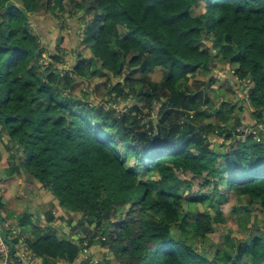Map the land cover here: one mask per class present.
<instances>
[{"label":"trees","instance_id":"1","mask_svg":"<svg viewBox=\"0 0 264 264\" xmlns=\"http://www.w3.org/2000/svg\"><path fill=\"white\" fill-rule=\"evenodd\" d=\"M39 1L0 0V138L13 151L9 174L53 199L32 213L43 222L31 227L35 239H25L21 226L30 220H6L0 191V227L12 254L42 264H74L84 249L108 252L117 264H264V232L252 230L257 223L246 212L252 233L239 241L226 233L229 256L196 247L224 226L226 208L239 209L227 204L231 197L264 214V0H45L40 8ZM57 10L70 17L68 51L44 36L59 29L64 37ZM45 53L50 62H42ZM218 62L235 93L246 84L247 100L219 102V124L200 125L212 101L198 80L215 81ZM156 68L161 83L148 78ZM191 79L197 93L178 89ZM77 84L82 97L74 95ZM119 96L132 98L126 111L101 104ZM229 120L253 126L260 140L250 134L214 151V137L233 139L222 126ZM139 170L151 175L141 180ZM187 171L190 180L176 175Z\"/></svg>","mask_w":264,"mask_h":264},{"label":"rangeland","instance_id":"2","mask_svg":"<svg viewBox=\"0 0 264 264\" xmlns=\"http://www.w3.org/2000/svg\"><path fill=\"white\" fill-rule=\"evenodd\" d=\"M77 2H78V0H72V1L65 0V3L66 4L70 3L71 6H75ZM42 3H45V0L39 1L37 3L39 8H40V5H42ZM67 10H68V8H67ZM201 10L202 9H197L194 11V13L200 12ZM77 14H80L79 11H77L76 14H74L73 19L77 18ZM45 15H47V14H44V16ZM58 16H59V19H62V18L64 19V23H63L64 25H66L68 23V21L70 20L69 16L63 15V13L59 10H57V16L55 17L56 20H57ZM39 18H41V17H39ZM81 20H82V18L80 16L81 25H87L86 24V23H88L87 18L85 20L84 19L82 21ZM43 26H45V25L43 24ZM50 30H52V31H50ZM57 31H59V29H48L47 31H44V36L48 37V40L51 41L52 44L55 43L56 41L57 42L59 41L60 42V48H59L60 51L64 50V49H65V51H68L67 49L70 45V43L68 45V41H69L68 32H70L71 29L69 28L68 25H66L65 28H62L64 37H62L61 35H57ZM118 31H121L120 27H118ZM121 34H122V31L120 32V35ZM81 49H82V52H85L86 56H90L91 52L85 45L84 46L82 45ZM50 61H51V56L48 55L47 53H45L44 58L42 59V62H50ZM217 64L221 65V66H219V70H218L219 72L217 74L211 76L215 81H212V83L209 84V82L207 80L208 78L206 76H201V77H199V80H198L199 81L198 86L200 87V89L205 90L208 98L210 99V101H212V103H211L212 108H207L206 106H204V107H206L207 111H206L205 115L199 117L198 121H199L200 125H206L207 126L208 125L207 123H211L214 125L219 124V120L217 119V117L215 115V111H214L215 109H217L219 107V104H220L219 102L231 101L234 104L239 103V105H240L241 104L240 101L247 100V96H245L244 91L241 90L242 86H243V88H246V84H242L240 86L241 87L240 90H237L238 93H235L232 90V86L229 85L228 81L224 80L225 76H226V74L224 75V73H226L228 71L227 66L225 65L224 62H218ZM63 66H64V64L60 65L59 67L63 68ZM233 67H235V65H232V68ZM162 72L163 71L160 70V68H156L153 72H151L148 75V78L153 82H160L161 83V81L165 78V76ZM138 73L139 74H136V77H139L141 74L140 72H138ZM98 80L99 79L94 80V81H98ZM194 81H196V80L191 79V80H188L186 82H181L180 84H178V89L184 88L185 86H189L191 93H194V92L197 93L198 91L196 90L197 88H196V84L194 83ZM246 81H248V80H246ZM99 82L101 84H103L106 82V80H100ZM92 84L95 86V83H92ZM93 85H91V88H93ZM102 87H103V89H105V86H102ZM91 88H89V90H91ZM85 92H86V90H85L84 85H82V84L76 85V88L74 90L75 96L82 97L87 93V92L86 93ZM88 97H89V95H88ZM102 99H103L102 97H99V100H102ZM131 100H132V98L130 96L127 98H123L122 96H119L116 101H112V102L102 101L101 104H105V105L109 104V106H111L112 108H115L116 110L126 111L125 110L126 108L125 109L124 108L121 109V108L124 105H126L128 101H131ZM203 101H204V99H203ZM140 105H143V104L140 103ZM154 108L156 110V106ZM157 108H158V106H157ZM156 112L144 109L142 111V114L147 115V116L156 117L157 116ZM238 114H239V112L235 111V113H233V115H234L233 117H236V115H238ZM188 115L192 116V115H194V112L190 111V112H188ZM227 123L229 126H226L224 123L222 126L226 127V128L229 127V129L232 131L233 139L229 140V138H227V136L225 134L220 136L219 138L214 137V140L219 143V144H216L215 147L213 146L214 151L217 150L218 153L223 152V151H227V149L234 147L235 142H238L240 140H242L241 142H243V140L248 138V136L250 134L255 135V139L257 141L260 140V136L257 134L259 132V130L256 131V134H254L253 133V131H254L253 126L247 125V124H245V122H241V125L237 126L238 122L233 121V120H229ZM255 123L253 125H256ZM236 126H237V128H239L238 130L240 131V133H242V135H244V136L240 135L239 133L235 135L234 129ZM262 129H263V127H262ZM214 134H215V132H214ZM2 137L0 138V183H1L0 184V187H1L0 191H1V194H3V192H4V196H5L4 182H1V179L3 177H7V176L9 177L10 176L7 174L8 170L6 171L5 168L8 167V169H9V167H11L14 163L11 160V157L13 155V151H7V145H6L7 137H5L4 139ZM122 151L128 153V150L126 148H122ZM127 158H129L131 160L130 165H132V167H134L138 170V167H136L138 164L136 163V161H134L133 156H129L127 154ZM8 161L10 164L8 163ZM139 171H140V172H138L139 177H140L139 179H141V180H145L151 175V173H145V172L142 173L141 170H139ZM176 175H177V177L184 179V180H190L194 176L193 173H191L190 171L178 172ZM20 176L21 175L18 174V175H16V178L17 177L19 178ZM20 179H22V178H19V180ZM196 179L199 180V177H197ZM199 182L201 183L202 181L199 180ZM30 191H32V190L30 189ZM34 198H35V196L34 197L31 196V199H34ZM38 198H39V196H38ZM230 200L227 201V204L230 206H233V207H239V209L230 212L226 208L225 212H224V217H225L224 226L220 225L219 226L220 228L216 227L215 230H217V231L214 234H211V236H210L211 242L209 243V242H206L204 239H202L196 243V247L198 249L206 250L207 252L210 253L211 257L213 256L214 251H217V250L222 252L226 256H229L231 254L232 249H230L229 246H226L225 242L223 241L224 237H225L224 235L226 233H227L226 236H228L229 238H231L232 236L236 237L235 241H239V239L242 237L243 233H244V236L248 235L249 233H252V231L250 229H248V224L246 223V220H245V218H246L245 212L249 213L248 219H250L251 221L254 219L255 222L257 223V225L254 226L252 230L255 231L256 229H258L261 233L264 232V214L259 211V209H260L259 205L255 204L252 206L251 204H249V202L246 198H240V197H236V196L231 197ZM4 204H5V202H4ZM7 207L9 209V212H8L9 218L12 217L13 219L16 218L18 220H20L21 218H24V219L30 220L29 225H22L21 226L23 228V230H26L29 227L30 228L31 227L40 228L38 226H40V224H41V222H43V220H38L35 216L32 217L31 216L32 214L31 215L25 214L24 216H20V215L15 214L14 211L16 210V207H12V203L7 204ZM252 207H253V209H252ZM44 209L45 208H42V209L33 208V211L31 213H36V212L38 213V211L42 212V210H44ZM202 209H204V208H202ZM44 211H46V210H44ZM209 213H210V215L215 216L214 212H212L211 210H209ZM248 219H247V221H248ZM18 226H19V223H18ZM67 227L69 228V226H64L61 230L68 234V228ZM33 228L30 230H33ZM41 233L42 232L38 231L36 233V235L41 234ZM23 238L29 239V237H24V236H23ZM216 239H220V242H219V240H216ZM93 254H95L97 257L102 259V264H117L116 260L113 259L110 256V253H108V252H105V251L99 249V250L95 251ZM25 256L28 257L29 255H27L25 253ZM17 264H19V263H17Z\"/></svg>","mask_w":264,"mask_h":264},{"label":"crops","instance_id":"3","mask_svg":"<svg viewBox=\"0 0 264 264\" xmlns=\"http://www.w3.org/2000/svg\"><path fill=\"white\" fill-rule=\"evenodd\" d=\"M250 111H252V109ZM5 170L6 171L8 170L7 174L10 175L8 167H6ZM19 178H22V179L19 180ZM19 178L18 177L16 178V175L15 176L10 175L9 177L7 176L1 179V182H4V187H5V196H4V192L2 195L4 196L3 202H5V205H6V210L4 211L6 220L11 219L8 216L9 209L7 207V204L9 203H12V207H16V210L14 211L15 214L23 216L25 214L31 215L33 208H39V209L45 208L44 210H47V204L53 201L52 197L48 195L47 193H45L44 190L38 189V186L35 192L30 191V189L27 186V180L24 178V176L21 175ZM31 196L33 197L35 196V198L31 199ZM59 223L57 224L58 227L60 225ZM30 229L31 228L29 227L26 230H23L24 232L22 231V233H24L23 235L24 237H29V239H32L34 238V236H31ZM31 258L32 257L28 256L27 261L29 262H25V264H41V260L39 258L37 259H31ZM80 260H81V257L77 258L74 264L80 263Z\"/></svg>","mask_w":264,"mask_h":264},{"label":"built area","instance_id":"4","mask_svg":"<svg viewBox=\"0 0 264 264\" xmlns=\"http://www.w3.org/2000/svg\"><path fill=\"white\" fill-rule=\"evenodd\" d=\"M260 127L261 128L263 127L264 129V125H261ZM253 133L256 134V131H253ZM14 234L15 236L17 234V231L15 229H14ZM79 257H81V260H80V263H77V264H102V259H100L96 255L91 253L89 249H84L81 252ZM37 258L38 257L36 256H32L31 259H37ZM27 260H28V257L25 256L24 251L18 254H12L10 244H8L2 239V229L0 227V262L1 264H17V263L25 264V262H29Z\"/></svg>","mask_w":264,"mask_h":264},{"label":"water","instance_id":"5","mask_svg":"<svg viewBox=\"0 0 264 264\" xmlns=\"http://www.w3.org/2000/svg\"><path fill=\"white\" fill-rule=\"evenodd\" d=\"M26 16H27V14H26ZM246 92H247V91H246ZM2 239L5 240L6 242H8L9 244H11V243L6 239V233H5V232L2 233Z\"/></svg>","mask_w":264,"mask_h":264},{"label":"clouds","instance_id":"6","mask_svg":"<svg viewBox=\"0 0 264 264\" xmlns=\"http://www.w3.org/2000/svg\"><path fill=\"white\" fill-rule=\"evenodd\" d=\"M95 255V254H94Z\"/></svg>","mask_w":264,"mask_h":264}]
</instances>
